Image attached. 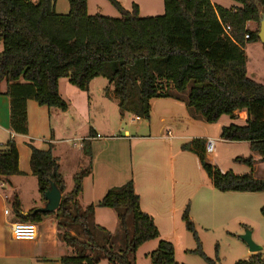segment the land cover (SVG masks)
I'll return each mask as SVG.
<instances>
[{
    "label": "trees",
    "instance_id": "obj_1",
    "mask_svg": "<svg viewBox=\"0 0 264 264\" xmlns=\"http://www.w3.org/2000/svg\"><path fill=\"white\" fill-rule=\"evenodd\" d=\"M108 1L119 18L89 16L87 0H67L65 15L55 13V0H0V83L7 84L10 131L26 134L28 100L60 112L67 110L58 92L59 80L66 79L86 91L92 80L102 78L112 87L121 115L129 113L146 121L149 101L172 98L170 90L177 94L188 91L186 107L193 111L194 119L206 124H216L223 117L236 120V113L245 112L244 124L222 127L219 138L247 143L251 154L264 163V86L247 78L243 51L244 41H259L264 0H230L239 5L230 9L213 6L210 0H163V14L150 17H140L135 4L127 11L116 0ZM248 22L257 25L254 32L246 29ZM224 27L230 28L228 34ZM28 147L31 175L40 200L46 203L44 195L50 185L64 191L58 162L50 151L39 150L31 142ZM205 147V140L192 139L180 148L197 158L214 190L264 192V179L252 175V156L234 160L251 170L235 175L210 164ZM16 175H21L18 153L10 139L0 150V178ZM84 176L73 177V188L62 196L56 211L24 215L14 200V214L19 222L32 224L54 217L58 240L71 250L60 264H98L101 259L110 264H134L129 257L157 240L159 232L153 219L140 210L132 181L109 189L95 205L82 208L77 199ZM95 208L116 213L115 233L92 223ZM260 214L264 217V207ZM182 221L197 243L195 253L204 258L187 208ZM148 257L151 264H175L173 245L166 241H159ZM235 264H264V259L258 253Z\"/></svg>",
    "mask_w": 264,
    "mask_h": 264
},
{
    "label": "crops",
    "instance_id": "obj_2",
    "mask_svg": "<svg viewBox=\"0 0 264 264\" xmlns=\"http://www.w3.org/2000/svg\"><path fill=\"white\" fill-rule=\"evenodd\" d=\"M30 1L36 2V0ZM56 1L54 4L55 13L64 15L60 13L65 12L56 10ZM218 1L222 0H210L213 6H220L224 9L239 8V5L234 2H229L228 5L223 6ZM250 26L254 28L253 22L246 24L247 30L252 32L249 28ZM98 79L92 80L86 91H80L71 86L66 79L59 80L58 92L61 99L67 104L65 112L39 106L32 100L26 101L27 132L25 135L15 134L10 131V99L5 95L7 84L5 82L0 83V150L4 148V145L10 139L14 140L18 153V170L21 173V175L12 176L8 179L0 178V264H60L61 259L71 253L70 248L57 238L54 217H45L40 223L35 224L37 238L32 242L15 241L11 236L10 227L13 223L19 222V220L15 214L14 216H10V212L5 214L4 207L7 203L12 204L16 200L19 204L20 213L24 215L31 211L40 210L46 205L40 198L26 202L21 196V193L26 192L28 185L31 184L32 186V179L30 178H34L31 175L29 165L31 156V151L28 147L29 142L39 150L50 151L51 155L57 160L59 174L65 185L64 191L60 192L61 198L71 192L73 177L77 175L78 171L85 173L82 181V192L77 199L78 205L82 208L99 202L106 192L112 188V186L104 188V184L110 181L114 174L119 175L122 172L121 175L123 176L119 181L121 184H115L113 188L132 181L134 191L139 197L140 210L153 219L155 226L158 220L165 219L168 215H174L177 210L183 209L182 202L176 201L173 197L172 188L167 187L164 181L160 182V180L163 179L164 174L169 175L171 179L173 178L174 156L178 158L176 174L182 177L185 172L183 162L184 159H187L184 154L188 152H184L180 148L173 153H167L168 155L163 151H157L156 155L150 153L149 148L158 149L155 148V142L169 141L172 138L170 131L162 139L154 138L151 135L148 137H133L127 131L126 137L122 139L108 140L107 137H103L97 131V125L91 120L90 88L93 84L96 85L98 83ZM97 87L100 89L99 92H102V100L105 101V98H107L108 101L106 103L113 105L118 110L117 101L111 94L112 87L105 85V83H99ZM106 89L107 92H105ZM156 100L171 101L176 107V109H170L171 111L168 114L163 115L165 116L161 119L163 127L172 126L176 128L178 123H184V119L186 123H189L191 118L194 121L200 120L194 119L192 116L190 118V112L187 113L189 111L188 108H186L187 111L185 113L179 112V116L175 112L184 110L182 107L185 108L186 106V97L184 99L173 96L166 99H152L149 101L150 114L149 120H147L149 133H151L152 128V104ZM108 105L104 106L109 109ZM119 115L121 120L132 116L131 121L133 123L134 120H137L135 128L141 126L142 119H138L129 113L122 115L119 113ZM235 116H238L239 119L231 120L227 118L223 122L221 118L218 123L213 124L218 128L216 136L219 141L226 142L219 138L222 127L229 124L243 125L246 121L245 112L236 113ZM105 120H108L107 117ZM117 129L119 130L118 127ZM79 131H86L85 136L78 138ZM96 135H100L101 138H95ZM178 139L182 140V137H178ZM194 139L211 140V138L205 136L194 137ZM78 141L81 143L77 144ZM158 147L169 148L163 144ZM170 150L172 151V149ZM127 152H129V160L126 162ZM250 156L254 160L258 158L253 154ZM208 157V153H206L207 161L210 160ZM158 176L162 178H157ZM68 179L71 181V188L69 192H66L69 188ZM35 190L38 193L37 183ZM92 223L106 229L110 233H115L117 229L116 213L108 208H95ZM152 242H156V240L148 243Z\"/></svg>",
    "mask_w": 264,
    "mask_h": 264
},
{
    "label": "rangeland",
    "instance_id": "obj_3",
    "mask_svg": "<svg viewBox=\"0 0 264 264\" xmlns=\"http://www.w3.org/2000/svg\"><path fill=\"white\" fill-rule=\"evenodd\" d=\"M116 1L127 11L131 10L132 4L139 6L140 17L160 16L163 14V0ZM218 2L226 6L232 1L222 0ZM63 7L64 9H62ZM56 10L65 12L60 14H67V0H57ZM87 13L89 16L98 14L110 18L120 17L119 13L108 0H88ZM253 24L254 28L251 26L249 27L252 32L257 28V25L255 23ZM243 48L246 58L247 78L264 86V50L261 43L245 41ZM1 51L2 46L0 45V52ZM99 83L108 85L107 81L99 78L98 83L96 85L93 84L90 88L91 120L97 125V131L103 137H107L108 140L122 139L126 137V131L133 137H148L151 135L154 138L162 139L166 137L167 132L170 131L172 138L169 141L155 142V148L158 149L149 148L150 153L153 155H156L157 151H163L168 155L167 153L175 152L180 149L182 144L189 142L194 139V137H209L213 141L212 150L208 152V158H210L208 162H210V164L216 166L223 172H232L235 175L247 174L252 170L253 177L264 179V163L260 162L259 158H255L254 161L256 162L251 170L234 161L236 158L245 159L251 155L247 143H226L219 141L216 136L218 128L213 124H206L202 120H192L191 116L193 111H187L186 106L185 108L182 107L184 110L175 112L178 116L179 112H190L189 115L191 119L189 123H186L184 119V123H178L176 128L172 126L163 127L161 123V119L165 117L163 115L168 114V112L171 111L170 109H176V107L171 101H154L152 104V128L151 133H149V126L146 120H142L139 128H135L137 120H134L133 123L131 121L132 116H128L126 119L121 120L118 110L114 108L113 105H108L106 103L108 99L105 98V101L102 100V92H99L100 89L97 87ZM187 92L188 91L184 94H177L170 90L171 96L181 99L186 97ZM104 105H108L109 109ZM106 117L108 119L107 121L105 120ZM236 118L237 120L239 119L238 116ZM226 119L227 118L224 117L221 121L224 122ZM85 134L86 131H79L78 138L85 136ZM178 137H182V140H179ZM80 143L81 142L78 141L77 144ZM162 144L169 148L158 147ZM170 149H172V151ZM184 157L187 159H184V162L182 161L185 167V172L182 177L176 174L178 158L174 156L173 178L171 179L169 175L164 174L163 179L160 180V182L164 181L167 187L172 188L173 197L176 201L182 202L181 204L184 206L183 209L177 210L174 215L170 214L165 219L158 220L156 227L159 231V237L156 242L146 243L141 246L134 255L129 257L130 261L134 264H151L148 255L156 249L159 241H166L173 245L175 264H207L204 258L212 261L214 264H235L238 261L247 260L252 255L248 252L247 245L240 239V236L246 231L250 232L252 241L261 247L260 254L264 259V217L260 214V209L264 207V192L219 193L212 188L209 180L201 170L197 158L191 153L184 154ZM128 160L129 152H127L125 157V161L127 162ZM77 174H81L80 171H78ZM121 174L122 172H120L119 175L114 174V176L110 178V181H107V185L104 184V188H107V186H112L113 188V185L121 184L119 183L123 176ZM157 178L162 177L158 176ZM30 179H32V186L31 184L28 185V187H26V192L21 193L23 200L26 202H31V200L35 198H40L37 190H35L37 183L35 178ZM68 184L69 188L66 192H69L71 188L70 179H68ZM121 186L123 185H118L117 187ZM96 203L93 204L95 205ZM186 208L188 209V214L193 223L204 258L195 253L197 243L192 233L186 230L185 224L182 221V214ZM4 210L7 211V213L10 212V216H14L12 204L7 203ZM246 228L248 230H246ZM60 231V233L64 232L62 229ZM70 231L72 235L76 236L77 232H75V230ZM78 238L82 240V237L79 235ZM98 264L110 263L105 259H101Z\"/></svg>",
    "mask_w": 264,
    "mask_h": 264
},
{
    "label": "water",
    "instance_id": "obj_4",
    "mask_svg": "<svg viewBox=\"0 0 264 264\" xmlns=\"http://www.w3.org/2000/svg\"><path fill=\"white\" fill-rule=\"evenodd\" d=\"M257 37L260 43L264 44V17L260 18ZM44 198L46 201L45 207L37 211L42 213H51L58 209L61 196L60 191L54 185H50L49 189L44 195ZM240 239L247 245L248 252L250 254L254 255L261 252V247L252 241L250 232L246 231L242 236H240Z\"/></svg>",
    "mask_w": 264,
    "mask_h": 264
},
{
    "label": "built area",
    "instance_id": "obj_5",
    "mask_svg": "<svg viewBox=\"0 0 264 264\" xmlns=\"http://www.w3.org/2000/svg\"><path fill=\"white\" fill-rule=\"evenodd\" d=\"M225 34H228L230 31L229 27H224L223 29ZM244 39L247 40L248 36H244ZM168 135V134H167ZM95 138L100 139V135H96ZM213 147V141L208 140L206 141V151L211 152ZM5 214H7V211H5ZM11 236L15 241H21V242H32L37 238V228L35 224L32 223H22L17 222L13 223L10 227Z\"/></svg>",
    "mask_w": 264,
    "mask_h": 264
}]
</instances>
